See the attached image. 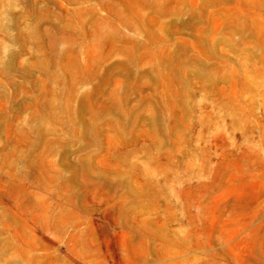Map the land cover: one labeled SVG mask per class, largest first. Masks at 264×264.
Listing matches in <instances>:
<instances>
[{"label": "rangeland", "instance_id": "obj_1", "mask_svg": "<svg viewBox=\"0 0 264 264\" xmlns=\"http://www.w3.org/2000/svg\"><path fill=\"white\" fill-rule=\"evenodd\" d=\"M0 264H264V0H0Z\"/></svg>", "mask_w": 264, "mask_h": 264}]
</instances>
